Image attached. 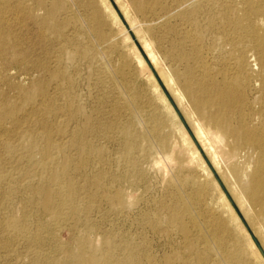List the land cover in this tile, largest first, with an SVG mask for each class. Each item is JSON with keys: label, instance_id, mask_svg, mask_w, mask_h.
Listing matches in <instances>:
<instances>
[{"label": "bare ground", "instance_id": "6f19581e", "mask_svg": "<svg viewBox=\"0 0 264 264\" xmlns=\"http://www.w3.org/2000/svg\"><path fill=\"white\" fill-rule=\"evenodd\" d=\"M128 1L134 12L140 15L164 10L169 2L171 9L177 11L176 16L191 19L203 13L208 26L212 29H221L225 34L227 32L228 38L224 41V45L228 48L231 57L225 60L223 67L219 69L221 73L219 80L213 73L211 74L209 68L207 69L204 61H200L199 73H196L197 70H194L193 66H187L182 83H178L177 79L180 75L163 67L151 42L146 43L145 49L159 75L181 101L189 104L196 138L210 155L219 175L225 181L227 178L230 179L232 188L239 197L260 217L264 230V34L262 28L256 27L252 20L253 17L264 15V0ZM60 6L61 0H0V147L11 153L14 150L24 152L26 160L34 162L42 172H45L44 178L40 177L35 184L27 185L30 193L36 196L35 206L39 210L50 215L54 222L63 220L67 215L76 217L82 210L85 217L84 227L97 233V224L88 217L93 199L98 196L110 206H121L124 203V192L121 187H113L115 189L113 191L108 190L106 185L104 187L103 182L100 181L101 172L93 176L88 183L94 184L98 189L101 188L100 195L83 189V186L76 184L70 175L69 168L75 163L64 154L65 147H77L81 155L92 150L100 153V149L93 148L84 141L88 129L87 119L82 121L66 143L56 142L53 139L52 130L47 127L54 101L53 97L47 94L48 85L53 83L56 89L61 87L68 89L71 85V80L65 71L66 62L70 61L72 51L68 46V38L62 31L67 24V18L55 19L57 12L61 9ZM88 21L91 24L86 30L94 34L89 48L97 53L106 52V46L115 44L119 34L102 31V24L96 11H92ZM28 24L32 27V33L30 31L29 35L21 33ZM129 28L135 30L132 24ZM31 37L37 40L34 41ZM83 53L81 50V54ZM176 55L180 59L184 58L181 51H177ZM135 59L139 66V73L151 77L142 58L135 55ZM34 72H38L41 77L30 86L23 87L19 82H15L16 79L26 78ZM71 100V98L68 100V107L72 106ZM161 100H165L163 96ZM207 107H212V112L207 110ZM128 108L133 111L132 103L128 102ZM78 111L77 108H68L64 115L72 118ZM233 112L236 116L232 115ZM157 129L152 127L150 130L156 133ZM61 133L63 134V130ZM120 133L123 147L126 152H130L135 146L136 136L127 126L121 127ZM148 135H145L143 130L141 138L147 141L151 138ZM12 138L18 139L16 146L12 145ZM181 138L186 144L187 151L179 150L176 148L178 145L174 143L171 151L161 157L157 156L158 159L152 163V166L160 167L159 165L165 162L166 164L162 166L163 170L166 175L169 173V176L173 177V198L168 203H161L162 210L166 213L164 215L166 225L163 226V230L166 231L167 226L175 227L186 251L184 255L165 254L161 264H171L174 260H178L179 264H242L243 250L240 245L238 244L233 250L227 247L230 242V231L218 212V203H222L229 209L224 195L219 192L215 198L212 196L209 201L204 202V199L200 198V183L192 189L193 191L186 193L181 188L182 183L179 184L177 178L179 176L176 174L174 177L176 169L178 171L181 168L192 170L198 161L205 176L210 175L186 134L182 133ZM160 143L163 146V141ZM176 149L179 151L177 154ZM36 154L39 157L37 161H34ZM178 154L182 156L178 157ZM58 155L60 158L57 160ZM79 163L83 166L86 160L82 158ZM128 166L131 176L140 179L142 173L138 164L130 161ZM6 177L7 174L2 173L0 169L1 194L10 192L9 188H2V182ZM196 178L200 181L198 176ZM81 189L86 191L85 198L81 196ZM194 204H199L200 210H196ZM155 214L156 218L151 221L153 228L160 225L159 214L157 212ZM201 215L204 220L199 218ZM143 220L147 222V216L143 217ZM5 225L13 234L24 230L21 218L11 217L5 221ZM108 232L104 233L100 242L95 241L96 236L94 240L88 235L75 234L77 236L74 237L75 244L67 255L69 263L157 264L156 258L153 259L154 261L149 259L146 252L138 256L135 251L139 249V246L131 245L122 238L119 240L124 244L126 253L121 257L114 256L112 252L116 244L110 235H106ZM34 237L36 240L37 235ZM40 242H42L41 239ZM232 243L236 244L235 241ZM250 246L253 247L252 244ZM46 253L39 254L38 257L40 259L44 257V261L47 260L48 264H66L52 257L50 252ZM214 254L217 258L212 262Z\"/></svg>", "mask_w": 264, "mask_h": 264}, {"label": "rangeland", "instance_id": "374dc122", "mask_svg": "<svg viewBox=\"0 0 264 264\" xmlns=\"http://www.w3.org/2000/svg\"><path fill=\"white\" fill-rule=\"evenodd\" d=\"M167 3L164 10L140 15L134 12L128 0H61L62 10L57 12L55 19L67 18V24L62 31L68 38L70 51L73 52L70 53L71 62H66L65 71L71 80V85L68 89L62 87L56 89L53 83L48 85L47 94L52 96L54 101L47 127L52 130L56 142L66 143L82 121L87 119L88 129L84 141L87 145L89 143L93 148L100 149V153L92 150L81 155L77 147H65L64 154L75 163L69 168V173L75 183L83 186V189L100 195L101 188L98 189L94 184L88 183L93 176L101 172L100 181L103 182L101 184L104 187L106 185L110 191L117 187L123 189L124 203L121 206H110L98 196L93 199L88 217L97 224V233L84 227L85 217L82 210L76 217L67 215L63 220L54 222L50 215L35 206L36 196L30 193L27 186L35 184L40 177L44 178L45 172H42L34 162L26 160L24 152L14 150L11 153L0 147V169L2 173L7 174L2 182V188L10 189L7 194L0 192V220H2L0 221V264H48L47 260L44 261V257L41 258L42 261L38 257L39 254L46 252H50V255L59 261L70 264L67 255L75 244L74 237L88 235L95 240L96 236L95 241L100 242L106 231H110L106 235H110L116 244L112 253L117 257L126 253L120 238L131 245H138L139 249L135 253L141 256L142 252H146L149 259H157H155L157 264H161L165 254H186L183 240L176 228L167 226L166 231L163 230V226L166 225L164 216L166 213L162 210L161 203H168L173 198V177H170L169 173L166 175L163 170L162 166L165 162L160 164V167L152 166L154 160L158 159L157 156L161 157L171 151L174 143L178 145L176 148L179 150L187 151L186 144L182 142V133L189 138L191 145L198 151L202 165L210 173L209 176H205L199 161L192 170L176 169L174 177L176 174L179 176L177 178L179 184L182 183V190L190 193L200 183V198L204 199V202L209 201L212 196L215 198V195L221 192L229 206L228 209L222 203H218V212L230 231L228 249L233 250L239 244L243 250L244 264H264V255L254 242L255 239L264 252L262 220L239 197L232 188L230 179L227 178L225 181L219 175L210 155L196 138L189 104L181 101L171 90L159 75L145 49L146 43L151 42L163 67L180 75L177 79L178 83H182L187 66H193L194 70H197L196 73H199L203 61L211 74L213 73L219 80L221 78L219 69L223 67L225 60L231 57L228 48L224 45V41L228 38L227 32L225 34L221 29H212L208 26L203 13L191 19L180 18L176 16L177 11L171 9V3ZM92 11L97 12L102 31L119 34L115 44L106 46V52L97 53L89 48L94 34L86 29L90 27L91 23L88 20ZM158 16L161 18H157ZM252 20L256 27L262 28L264 34V15L253 17ZM130 24L135 26L139 34L134 29L130 30ZM25 28L21 33L28 34L29 31L32 33L31 25L28 24ZM86 32L90 34L87 35ZM177 51H181L184 58L180 59L176 55ZM135 55L142 58L151 77L139 73ZM40 77L38 72H34L26 78L16 79L15 82L28 87ZM10 93L14 94L12 91ZM161 96L164 101L161 100ZM70 98L72 106L68 107ZM128 102L132 103L133 111L128 108ZM68 108H77L79 111L69 118L64 115ZM207 110L212 112V107H207ZM232 115L236 116L235 112ZM123 126H127L136 136L135 146L130 152H126L122 145L120 129ZM152 127L158 128L156 133L150 130ZM143 130L145 135L149 134L148 136L151 137L147 141L141 138ZM17 140L12 138V145L16 146ZM178 149L175 150L176 154L179 152ZM176 154L174 156H177ZM178 155V157L182 156V154ZM38 157L39 155L36 154L33 160L37 161ZM58 158L60 155L57 156V160ZM82 158L86 160L83 166L79 163ZM130 161L138 164L142 173L140 179L131 176L128 166ZM197 176L200 181L197 180ZM80 192L82 197L87 196L86 191L81 189ZM194 206L196 210H200L199 204ZM156 212L160 217V225L153 228L151 221L156 218ZM145 216L147 222H143ZM11 217L21 218L24 230L14 234L9 232L5 221ZM199 218L204 220L202 215ZM231 240L236 244L233 245ZM251 244L253 247L250 246ZM2 245L6 247L3 248ZM216 258V255L212 256V262ZM173 262L171 264H179L178 260Z\"/></svg>", "mask_w": 264, "mask_h": 264}, {"label": "water", "instance_id": "95a60500", "mask_svg": "<svg viewBox=\"0 0 264 264\" xmlns=\"http://www.w3.org/2000/svg\"><path fill=\"white\" fill-rule=\"evenodd\" d=\"M254 239V238H253ZM254 242L256 243V245L258 246V248L260 249V251L262 252V254L264 255V252L262 251L260 245L257 243V241L254 239Z\"/></svg>", "mask_w": 264, "mask_h": 264}]
</instances>
